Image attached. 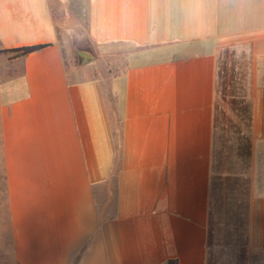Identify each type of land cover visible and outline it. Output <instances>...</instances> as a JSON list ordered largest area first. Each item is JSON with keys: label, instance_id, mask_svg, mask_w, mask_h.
Returning a JSON list of instances; mask_svg holds the SVG:
<instances>
[{"label": "crops", "instance_id": "crops-1", "mask_svg": "<svg viewBox=\"0 0 264 264\" xmlns=\"http://www.w3.org/2000/svg\"><path fill=\"white\" fill-rule=\"evenodd\" d=\"M84 18L105 67L68 65L51 0H0L16 264H218L219 184L249 191L240 247L264 264V0H84ZM32 45L48 46L3 52ZM220 74L242 111L216 124ZM225 128L237 149L222 168Z\"/></svg>", "mask_w": 264, "mask_h": 264}, {"label": "rangeland", "instance_id": "rangeland-1", "mask_svg": "<svg viewBox=\"0 0 264 264\" xmlns=\"http://www.w3.org/2000/svg\"><path fill=\"white\" fill-rule=\"evenodd\" d=\"M52 12L56 24H58L60 38L64 56L68 65H82L77 51L86 50L94 55L93 63L105 67L108 59L100 58L89 44L86 35V25L84 18V0H68L61 2L51 0ZM232 122L233 119H232ZM235 127L243 131L244 126L239 122H234ZM218 149L220 155L217 157L218 165L225 167L231 163L235 154L236 136L232 129L225 128L218 132ZM228 149V150H227ZM228 153V154H227ZM234 182V181H233ZM218 198L215 203V216L212 222L214 235L213 242L218 244L219 250L214 254V262L218 264H228L234 259L237 264H244L249 260L247 246L243 248L247 241L248 233V210L249 191L237 186L227 189L225 185H218L216 188ZM240 249V251H238ZM248 252V253H247ZM244 254V256H243ZM251 255V260L252 259ZM0 264H16L12 256L10 226L8 219L7 201L4 187L3 174L0 169ZM216 264V263H215Z\"/></svg>", "mask_w": 264, "mask_h": 264}, {"label": "trees", "instance_id": "trees-1", "mask_svg": "<svg viewBox=\"0 0 264 264\" xmlns=\"http://www.w3.org/2000/svg\"><path fill=\"white\" fill-rule=\"evenodd\" d=\"M48 45H32V46H27V47H21V48H16V49H11V50H5L3 52L10 53L12 54V57H21V56H26L30 53L36 52L38 50H41ZM231 79H229L228 74L221 75L220 74V85H219V95L220 99L217 102L216 109H218L216 118H215V123L221 124L225 121V108H231V110H237L239 112L242 111V107H239L233 97V89ZM220 110V111H219ZM168 264H177L175 261H169Z\"/></svg>", "mask_w": 264, "mask_h": 264}, {"label": "water", "instance_id": "water-1", "mask_svg": "<svg viewBox=\"0 0 264 264\" xmlns=\"http://www.w3.org/2000/svg\"><path fill=\"white\" fill-rule=\"evenodd\" d=\"M77 54L80 57L82 64H87L94 59V55L86 50L77 51Z\"/></svg>", "mask_w": 264, "mask_h": 264}]
</instances>
